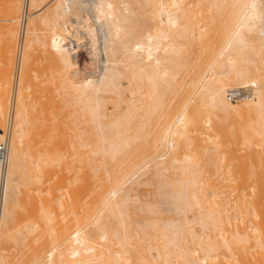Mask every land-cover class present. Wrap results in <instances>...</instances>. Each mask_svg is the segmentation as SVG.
<instances>
[{
    "label": "bare ground",
    "instance_id": "obj_1",
    "mask_svg": "<svg viewBox=\"0 0 264 264\" xmlns=\"http://www.w3.org/2000/svg\"><path fill=\"white\" fill-rule=\"evenodd\" d=\"M77 1L0 17V264H264V0Z\"/></svg>",
    "mask_w": 264,
    "mask_h": 264
},
{
    "label": "rangeland",
    "instance_id": "obj_2",
    "mask_svg": "<svg viewBox=\"0 0 264 264\" xmlns=\"http://www.w3.org/2000/svg\"><path fill=\"white\" fill-rule=\"evenodd\" d=\"M84 1L85 0H78L77 1V3H76V6H77V9H79L80 10V8H81V6L84 4ZM7 3H8V0H0V17L5 13V9H6V7H7ZM4 16V15H3ZM1 21V20H0ZM1 23L2 22H0V25H1ZM92 24H93V28H94V40H95V45H94V54H93V56H92V58H91V63H90V65H89V68H87V74H88V76H90L92 79H94V80H96L97 78H99V76L101 75V73H102V71H103V65H104V38H106L107 39V34L106 33H104V30H103V28H101L100 26H99V23H98V21L96 20V19H94V18H92ZM1 30V29H0ZM43 35H47L46 33H43ZM3 40H2V37H1V34H0V45H1V42H2ZM14 42V41H13ZM15 45H16V47H15V51L16 52H14V57H15V59H14V63H13V67H14V65L16 64V55H17V39L15 40ZM37 48H38V46L40 47V45H38V44H36L35 45ZM36 48V49H37ZM42 49H44V48H42L41 47V49H37V50H40L41 52L39 53V51H38V53H37V55L39 54L40 56H44V52H43V50ZM106 49V48H105ZM37 50H35V51H37ZM86 51H89V49H87ZM190 52V49L188 48V47H185V48H183V54H184V58L187 60V61H190V57L189 56H187L188 55V53ZM35 53V54H36ZM84 53H85V51H83V53H82V56H83V58H84ZM39 60V63L37 64L38 65V68H40L41 69V67H42V65L44 64V63H46V61H44L43 60V57L42 58H39L38 59ZM43 60V61H42ZM22 62V61H21ZM24 62V61H23ZM44 62V63H43ZM43 63V64H42ZM23 64V63H22ZM45 65V64H44ZM22 68V67H21ZM43 68V67H42ZM189 68V67H188ZM24 69V68H23ZM43 69H45L46 71H45V74H44V78H46L47 76L49 77L50 76V70H48V69H51L50 68V66H49V64H48V66H47V63H46V68H43ZM13 70H14V68H13ZM12 72H14V71H12ZM21 72H23L22 70H21ZM51 73H52V71H51ZM12 75H13V73H12ZM47 75V76H46ZM22 77H23V74L21 75ZM46 76V77H45ZM52 76V75H51ZM12 78H13V76H12ZM41 80L43 79V77L42 78H40ZM20 81H21V79H20ZM22 83H20V85L21 84H23V80L21 81ZM43 84H45L44 82H43ZM42 84V85H43ZM11 87H12V80H11V83L9 84V87H7V89L9 90L8 92H10L11 91ZM243 92H245V94L244 95H246V94H248L250 91H251V88H240ZM7 92V93H8ZM229 92H231V91H228V93ZM227 93V94H228ZM10 98V93L8 94V99ZM228 99V98H227ZM10 100V99H9ZM263 123V125H264V122H262ZM264 127V126H263ZM0 131H2L1 129H0ZM235 133H238V132H236L235 131ZM228 135V134H227ZM234 135H236V134H233V137H234ZM239 137H240V140H241V137H242V134L240 133V136H239V134H238V136H235V140H237L236 142H235V144H233V147H234V145H235V149H236V146H237V144L236 143H238V146H237V152H239V154H240V152L241 153H243V146L241 145L242 143L241 142H238V141H240L239 140ZM225 138H227L226 137V135H225ZM237 138V139H236ZM240 143V144H239ZM242 146V149H240V147ZM253 147L252 148H250V149H254V150H257V148L258 147H256V145L254 146V144L252 145ZM251 147V146H250ZM242 150V151H241ZM68 157V155L66 156V158ZM66 160V162H67V164H68V161H67V159H65ZM68 160H74V159H72V157L71 156H69L68 157ZM64 162V161H63ZM66 162H64V164L66 163ZM72 162L70 161V164H71ZM63 163H62V165H64ZM66 164V165H67ZM74 164V163H73ZM72 164V165H73ZM71 165V167H73ZM66 167V166H65ZM68 167L70 168V166L68 165ZM71 169V168H70ZM68 170V169H67ZM66 170V171H67ZM70 171V170H69ZM68 171V172H69ZM71 172V171H70ZM69 172V173H70ZM65 175H66V173H64ZM67 175H68V173H67ZM69 176H70V174L68 175V176H66V178H68L67 180H69ZM65 182H67L66 180H65ZM33 184V183H32ZM32 184H26V185H28V187L26 186L25 188H28L29 189V187H30V189L29 190H32V188H33V186H34V184L32 185ZM32 187V188H31ZM225 187V186H224ZM222 188V189H224L225 191H223V193H225L224 195L225 196H229L230 194H232V193H230V191H228L227 190V188L229 189V187H225V188ZM263 189H264V187H263ZM263 189H261L262 191H261V193L262 194H264V191H263ZM26 190V191H25ZM24 191L26 192H24V194L28 197V198H26V201H25V198H24V202H25V207L23 206V208H21V211L20 210H18V211H16V212H18L17 213V215H18V217H17V215H16V218L17 219H22L21 221H23V224H25V222L24 221H26V218H25V215L28 213V210L30 209L31 210V205H32V203L31 202H29V201H32V200H30V199H33V196H35L36 195V193H34L33 192V190H32V192H31V194H29V196H28V193H30L27 189H25ZM230 190V189H229ZM28 191V192H27ZM228 192V193H227ZM34 194V195H33ZM233 195V194H232ZM231 196V195H230ZM25 197V196H24ZM30 203L31 205H30V207H29V204L28 203ZM33 202V201H32ZM29 208V209H28ZM23 210V211H22ZM24 211L26 212V213H24ZM30 213V212H29ZM28 213V214H29ZM28 214H27V216H28ZM13 222H17L16 220H14ZM11 224V223H10ZM13 225V224H12ZM11 225V227H13V226H15V225H13L12 226ZM14 228V227H13ZM22 229L24 230V227H22ZM26 243V240H24L21 244H20V246H18V249L21 247V248H23V249H25V247H24V244ZM17 249V246H16V249H12L11 251H10V253H9V257H8V259H9V263L10 264H13L14 262H21L20 260L19 261H17V259H19L21 256H22V253H21V251H19Z\"/></svg>",
    "mask_w": 264,
    "mask_h": 264
},
{
    "label": "built area",
    "instance_id": "obj_3",
    "mask_svg": "<svg viewBox=\"0 0 264 264\" xmlns=\"http://www.w3.org/2000/svg\"><path fill=\"white\" fill-rule=\"evenodd\" d=\"M245 92L241 89L233 90L227 94L229 100H235L243 96ZM6 155H7V142L6 140L0 141V177L2 178L5 165H6Z\"/></svg>",
    "mask_w": 264,
    "mask_h": 264
}]
</instances>
